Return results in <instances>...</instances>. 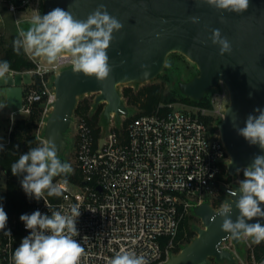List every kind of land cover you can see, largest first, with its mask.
I'll return each instance as SVG.
<instances>
[{
	"label": "built area",
	"instance_id": "1",
	"mask_svg": "<svg viewBox=\"0 0 264 264\" xmlns=\"http://www.w3.org/2000/svg\"><path fill=\"white\" fill-rule=\"evenodd\" d=\"M4 1L14 14L30 6L37 11L42 7V0ZM31 60L35 68L29 72L40 78L41 86L34 80L24 90L23 106L13 110L12 116H28L36 104H43L41 130L55 101L49 76L72 62L70 56L51 66ZM218 87L210 107L161 103L152 113L132 119L122 112L119 122L112 114L108 125L91 122L98 107L97 94H89L94 96L89 112H74V153L80 180L57 181L62 193L59 199L53 201L45 194L36 199L33 212L51 215L52 211L68 212L73 205L80 207L76 219L79 235L74 239L85 252L79 264H110L122 249L145 255L150 264H164L176 253L181 224L192 216L194 208L208 202L219 210L230 198L229 189L237 190L244 177L242 171L229 174L230 157L218 130V121L229 104V91L224 83ZM99 106L103 107V119L106 103ZM3 190L0 186V193ZM28 235L25 224L18 229L7 222L0 231V264H13L14 250ZM226 243L222 247L228 249ZM250 249L251 259L241 264H264V257L256 259L255 246Z\"/></svg>",
	"mask_w": 264,
	"mask_h": 264
},
{
	"label": "water",
	"instance_id": "2",
	"mask_svg": "<svg viewBox=\"0 0 264 264\" xmlns=\"http://www.w3.org/2000/svg\"><path fill=\"white\" fill-rule=\"evenodd\" d=\"M101 4L123 24L119 32L113 33L107 50L112 67L110 76L100 82L95 77L74 73L70 66L53 78L55 101L45 121L43 138L54 140L61 161L68 148V131L79 98L97 94L95 106L106 103L103 112L106 125L112 114L119 122L122 112L130 113L119 86L154 80L166 70L167 57L176 52L199 70L191 80L179 83L186 98L201 101L220 83L229 91L228 107L218 123L221 140L232 161L228 162L229 174L236 175L237 169L250 166L256 155H264V150L250 145L237 132L249 114H256L254 109H264V0H249L248 10L240 14L197 4L196 0H42L43 15L59 7L80 20H86ZM190 16H198L199 23H191ZM213 29H220L222 37L230 41V54L220 55L219 46L210 39ZM23 96L22 86H7V107L20 110ZM236 199L238 196L227 199L232 204L233 221L239 215ZM217 211L208 202L195 207L194 215L204 227L196 229L197 237L164 264H207L210 258L236 264L235 254L222 245L231 240L238 248L242 237L236 239L223 232L219 216L210 222ZM257 219L248 222L255 223ZM260 222L264 223V219Z\"/></svg>",
	"mask_w": 264,
	"mask_h": 264
},
{
	"label": "clouds",
	"instance_id": "3",
	"mask_svg": "<svg viewBox=\"0 0 264 264\" xmlns=\"http://www.w3.org/2000/svg\"><path fill=\"white\" fill-rule=\"evenodd\" d=\"M196 3L237 14L249 8V0H196ZM188 19L197 24L200 18L190 16ZM122 28L123 24L110 15L103 4L86 20L77 19L70 11L57 7L47 14L35 15L28 30L21 31L14 41V50L19 52L23 48L26 52L43 57L48 64H55L70 56L74 73L95 77L102 82L112 72L107 50L114 38L113 33ZM210 39L219 46L221 56L231 53V43L222 37L220 29H213ZM9 71V63L0 61V77ZM254 112L256 114H249L244 126L237 128V132L250 145H258L264 150V109L258 107ZM3 150L0 144V151ZM58 152L54 140L48 139L30 148L26 154L19 155L18 160L11 165L14 176H23L21 186L28 196L39 200L45 193L57 197L62 194L54 178L67 176L72 172V166L62 162ZM240 171L244 178L239 181L238 191L232 188L228 191L230 199L238 196L234 203L239 215L235 221L231 219L232 204L227 200L210 217V222H215L219 216L222 218L223 232L236 239L251 238L259 244L264 242V224L260 222L264 219V208L261 207L264 204V155H256L250 166L237 169V172ZM79 216L80 207L77 205L63 213L52 211L51 215H47L37 210L30 215H21L20 220L30 230V235L23 238L14 250L13 264H79L85 252L83 246L74 239L79 235L76 227ZM255 218H258L257 222H248ZM7 221V213L0 206V231L5 229ZM5 234L10 235V232ZM110 264H150V261L143 254L122 249L110 259Z\"/></svg>",
	"mask_w": 264,
	"mask_h": 264
},
{
	"label": "trees",
	"instance_id": "4",
	"mask_svg": "<svg viewBox=\"0 0 264 264\" xmlns=\"http://www.w3.org/2000/svg\"><path fill=\"white\" fill-rule=\"evenodd\" d=\"M19 31L13 30L8 35L0 36V61H7L10 65V70L16 72L30 71L35 68V63L27 57L25 50L20 49L19 52L14 50V41L19 37ZM34 80L37 85L41 86L40 78L34 75ZM123 97L130 108L139 106L142 110L141 114H150L161 103H171L178 101V97L174 92H165L162 85H151L139 89L134 92L131 88L123 90ZM211 98L206 95L201 101H194L184 98L183 101L193 105L211 106ZM92 105L91 100L85 98L79 101L75 110L76 113H87ZM43 104H36L30 115L17 119L9 136V142L3 144V151H0V168L3 169L7 177L6 187L0 193V206H2L7 213L8 221L15 223L20 229L24 222L20 220L23 214H31L34 210L36 199L28 196L22 186L21 180L23 176H14L11 172V165L18 160L19 155L26 154L30 148L36 147L40 144L38 138V131L40 130V123L42 120ZM103 107L98 106L91 118L94 126L99 125L102 121ZM98 131H96L97 134ZM243 174V172H242ZM67 180L69 182H79L80 175L76 170L73 174L67 176H57L54 178L56 184L59 180ZM46 194V193H45ZM47 195V194H46ZM48 196V195H47ZM53 201L59 199V196H48ZM193 216H189L182 222L177 241L181 240L185 235V230L188 229V223ZM189 240L187 244H190ZM186 244V245H187ZM182 248L178 247L176 253H179ZM255 257L261 259L264 257V242L255 246Z\"/></svg>",
	"mask_w": 264,
	"mask_h": 264
},
{
	"label": "rangeland",
	"instance_id": "5",
	"mask_svg": "<svg viewBox=\"0 0 264 264\" xmlns=\"http://www.w3.org/2000/svg\"><path fill=\"white\" fill-rule=\"evenodd\" d=\"M5 2L4 0H0V36L1 35H8L9 32L13 30L26 31L30 27L32 18L37 15L38 13L40 15H43V7H41L38 11L33 6H30L26 9H22L18 11L16 14L11 13L5 8ZM26 55L28 58H33L36 61H40L41 64L51 66L53 64H48L46 60L43 57H38L34 55L31 52H26ZM66 67H61L58 69V71L55 72V74H52L49 76V78L53 79L54 75H56L59 71L64 69ZM199 73V70L197 66L188 60L184 55L180 53H171L167 57V63H166V70L163 71L157 78L150 82H146L144 84H127L119 86L120 91H123L125 88H131L134 92H137L139 89L151 85H162L164 87L165 92H174L175 96L178 97V101L185 104H190L188 102L183 101L185 96L181 93L179 89V83L180 82H187L191 80L194 76H196ZM34 83V75L30 73L29 71L24 72H14L12 73L9 71L4 77H0V144H6L9 142V136L10 132L16 122L17 119L25 117L22 113H17L14 116L13 110L9 109L6 104V97H5V89L7 86L10 85H18L22 86L24 90L31 86ZM220 88L217 87L213 90H210L207 95L211 98L214 93L219 91ZM87 99L93 100L94 96L89 95L86 96ZM83 99L79 98V101ZM229 102V100H227ZM193 105V104H192ZM128 106V105H127ZM129 107V106H128ZM129 113V119H132L135 116H138L141 114L142 110L139 108V106L130 108ZM104 125L107 124L106 121L102 119L101 121ZM219 123V121H218ZM43 132L44 128H42L40 131H38V138L40 143L42 141H45L43 138ZM75 133L76 128L75 125L72 126L68 131V148L67 151L64 153L62 162H67L72 166V172L70 174H73L77 168H76V162H75V153H74V144H75ZM7 177L2 174L0 175V186H2L3 189L6 187ZM194 218H191L188 223V229L185 230L184 237L179 242V247L183 248L189 240H193L197 237V231L198 228H203L202 220L192 214ZM264 224L263 222H261ZM257 243L253 242L251 238H248L246 241L245 239L240 240V245L238 248L235 247L234 243L227 242L226 247L235 254L236 257V264H241L242 262H247L251 259V246H256ZM177 254V253H175ZM207 264H228L227 262H218L213 258H210Z\"/></svg>",
	"mask_w": 264,
	"mask_h": 264
},
{
	"label": "bare ground",
	"instance_id": "6",
	"mask_svg": "<svg viewBox=\"0 0 264 264\" xmlns=\"http://www.w3.org/2000/svg\"><path fill=\"white\" fill-rule=\"evenodd\" d=\"M68 56H66V57H64V58H67ZM54 99H55V97H54ZM52 109H53V107H52Z\"/></svg>",
	"mask_w": 264,
	"mask_h": 264
}]
</instances>
